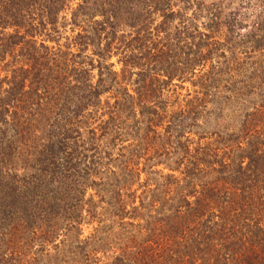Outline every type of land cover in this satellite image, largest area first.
Returning <instances> with one entry per match:
<instances>
[{"label": "trees", "instance_id": "16d2710c", "mask_svg": "<svg viewBox=\"0 0 264 264\" xmlns=\"http://www.w3.org/2000/svg\"><path fill=\"white\" fill-rule=\"evenodd\" d=\"M0 264H264V0H0Z\"/></svg>", "mask_w": 264, "mask_h": 264}, {"label": "rangeland", "instance_id": "374dc122", "mask_svg": "<svg viewBox=\"0 0 264 264\" xmlns=\"http://www.w3.org/2000/svg\"><path fill=\"white\" fill-rule=\"evenodd\" d=\"M116 69L118 70V67H116Z\"/></svg>", "mask_w": 264, "mask_h": 264}]
</instances>
